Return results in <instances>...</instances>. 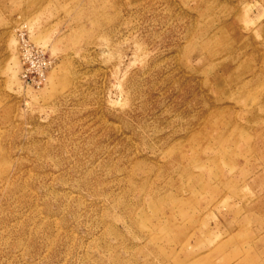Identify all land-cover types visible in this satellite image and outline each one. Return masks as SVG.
Masks as SVG:
<instances>
[{
	"label": "rangeland",
	"instance_id": "374dc122",
	"mask_svg": "<svg viewBox=\"0 0 264 264\" xmlns=\"http://www.w3.org/2000/svg\"><path fill=\"white\" fill-rule=\"evenodd\" d=\"M0 264H264V0H0Z\"/></svg>",
	"mask_w": 264,
	"mask_h": 264
}]
</instances>
